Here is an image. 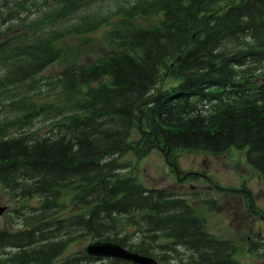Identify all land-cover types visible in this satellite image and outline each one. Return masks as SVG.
I'll return each instance as SVG.
<instances>
[{"label":"trees","instance_id":"trees-1","mask_svg":"<svg viewBox=\"0 0 264 264\" xmlns=\"http://www.w3.org/2000/svg\"><path fill=\"white\" fill-rule=\"evenodd\" d=\"M96 34L105 52L66 67L57 100L33 99L67 40ZM158 147L174 166L181 151L242 150L264 187V0H0V188L36 203L0 228V264H129L65 254L74 231L158 264H241L133 174Z\"/></svg>","mask_w":264,"mask_h":264},{"label":"rangeland","instance_id":"rangeland-1","mask_svg":"<svg viewBox=\"0 0 264 264\" xmlns=\"http://www.w3.org/2000/svg\"><path fill=\"white\" fill-rule=\"evenodd\" d=\"M97 43V34L86 41L76 37L68 39L61 61L55 60L50 63L40 75L39 87H32L34 89L32 95H35L33 99L46 102L57 100L55 85L63 70L66 67L86 64L97 55L103 54L105 50ZM43 80L50 82L52 86L46 90L47 92L43 90L42 93V89L48 86ZM39 94L41 96L37 98ZM40 125L35 123L34 126ZM175 157L178 170L197 172V174L177 181L164 162L162 153L156 149L149 150L144 157L133 164L135 165L133 174L145 187L164 188L175 195V192L179 193L178 195L182 196L196 215L203 220L208 232L234 243L235 260L242 264H264V250L261 248L250 250L247 245V241L251 238L248 239L250 234L264 236V219L258 218V215L264 214V187L258 174L246 163L243 151L234 148L216 154L181 151L176 153ZM123 159L132 160L133 156L128 153ZM245 194L248 196L247 199ZM26 202L22 203L36 204L33 199ZM20 206L19 201L13 200L0 188V208H2L0 228L4 226L11 230L12 226H18L26 211ZM68 211L77 212L75 208H70ZM126 230L133 231L131 227H127ZM72 234L75 239L65 247L64 253L67 255L81 253L87 243L95 240L82 231H74ZM162 242L164 241L161 239L160 243ZM171 257L167 259L168 263H174Z\"/></svg>","mask_w":264,"mask_h":264},{"label":"water","instance_id":"water-1","mask_svg":"<svg viewBox=\"0 0 264 264\" xmlns=\"http://www.w3.org/2000/svg\"><path fill=\"white\" fill-rule=\"evenodd\" d=\"M2 209L0 208V212ZM85 252L88 255L113 257L128 261L132 264H156V262L146 256L136 253H131L116 244L94 242L85 247Z\"/></svg>","mask_w":264,"mask_h":264},{"label":"bare ground","instance_id":"bare-ground-1","mask_svg":"<svg viewBox=\"0 0 264 264\" xmlns=\"http://www.w3.org/2000/svg\"><path fill=\"white\" fill-rule=\"evenodd\" d=\"M33 121H34V120H33ZM38 121H40V120H38ZM42 121H44V120H42ZM33 124H34V123H33ZM37 125H38V123H37ZM42 125H43V124H42ZM42 127H43V126H42ZM37 129H39V128H37ZM43 129H44V128H43ZM12 199H13V198H12ZM25 202H26V201H25ZM19 203H20V202H19ZM26 203H27V202H26ZM26 203H24V204L26 205ZM25 205H24V206H25ZM24 206H23V207H24ZM19 208H20V207H19ZM21 209H22V208H21ZM25 212H26V211H25ZM25 212H24V213H25ZM30 212H31V210H30ZM22 213H23V212H22ZM24 213H23V214H24ZM26 213H27V212H26ZM26 213H25V214H26ZM27 214H28V213H27ZM19 215H20V214H19ZM23 217H24V216H23ZM23 217H22V218H23ZM18 220H19V219H18ZM21 221H22V220H21ZM78 234H79V233H78ZM72 235H73V234H72ZM82 235H83V234H82ZM85 235H86V234H85ZM85 235H84V236H85ZM90 235H91V234H90ZM90 237H91V236H90ZM73 239H75V236H74V235H73L72 238L69 240V242H70L71 240H73ZM98 241H99V239H98ZM90 242H91V241H90ZM152 246H153V245H152ZM152 246H151V247H152ZM166 254H167V253H166ZM170 256H171V255H170ZM172 258H173V257H172Z\"/></svg>","mask_w":264,"mask_h":264},{"label":"flooded vegetation","instance_id":"flooded-vegetation-1","mask_svg":"<svg viewBox=\"0 0 264 264\" xmlns=\"http://www.w3.org/2000/svg\"><path fill=\"white\" fill-rule=\"evenodd\" d=\"M174 174H175V173H174ZM179 177H180V176H179ZM176 178L179 179V180L181 179V178H178V176H177Z\"/></svg>","mask_w":264,"mask_h":264}]
</instances>
